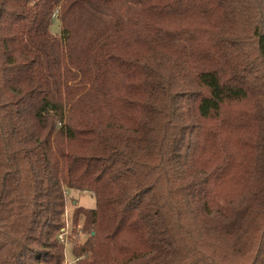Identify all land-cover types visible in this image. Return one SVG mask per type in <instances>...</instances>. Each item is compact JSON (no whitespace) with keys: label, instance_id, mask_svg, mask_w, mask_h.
Listing matches in <instances>:
<instances>
[{"label":"trees","instance_id":"16d2710c","mask_svg":"<svg viewBox=\"0 0 264 264\" xmlns=\"http://www.w3.org/2000/svg\"><path fill=\"white\" fill-rule=\"evenodd\" d=\"M66 190L75 264H264V0H0V264Z\"/></svg>","mask_w":264,"mask_h":264},{"label":"rangeland","instance_id":"374dc122","mask_svg":"<svg viewBox=\"0 0 264 264\" xmlns=\"http://www.w3.org/2000/svg\"><path fill=\"white\" fill-rule=\"evenodd\" d=\"M60 23L55 22L53 26V31L60 32ZM67 198V208L64 216L65 226L67 224V219L69 221V234H68V243L64 245L65 252V264H75L76 259L72 257V251L76 245L83 243L87 235L82 234L83 231V222L81 221L79 225H75L73 222V214L75 209L78 207H83L86 209H93L96 206V200L92 193L90 192H81L77 190H69L65 192ZM68 214V216H67ZM82 259V258H81Z\"/></svg>","mask_w":264,"mask_h":264},{"label":"built area","instance_id":"2783aa9c","mask_svg":"<svg viewBox=\"0 0 264 264\" xmlns=\"http://www.w3.org/2000/svg\"><path fill=\"white\" fill-rule=\"evenodd\" d=\"M68 216V214H67ZM68 228H69V221L67 219V224L66 226H64V228L61 230V233L59 235V241L65 245L68 243V234H69V231H68Z\"/></svg>","mask_w":264,"mask_h":264}]
</instances>
